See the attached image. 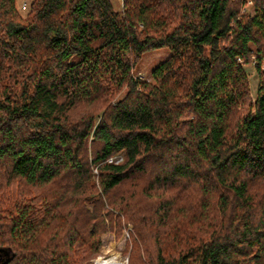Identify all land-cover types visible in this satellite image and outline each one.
Listing matches in <instances>:
<instances>
[{
	"label": "trees",
	"instance_id": "16d2710c",
	"mask_svg": "<svg viewBox=\"0 0 264 264\" xmlns=\"http://www.w3.org/2000/svg\"><path fill=\"white\" fill-rule=\"evenodd\" d=\"M251 1L253 15L247 0H32L22 16L0 0L4 264H87L105 217L133 224L130 264H264V0ZM161 47L151 80L135 76Z\"/></svg>",
	"mask_w": 264,
	"mask_h": 264
},
{
	"label": "rangeland",
	"instance_id": "374dc122",
	"mask_svg": "<svg viewBox=\"0 0 264 264\" xmlns=\"http://www.w3.org/2000/svg\"><path fill=\"white\" fill-rule=\"evenodd\" d=\"M31 2L32 0H18L17 7L19 13L22 16H26L28 13ZM112 2L117 10L122 11L123 0H112ZM242 11H246L252 15L254 14V8L251 0H247V4L242 8ZM170 54V47H161L146 51L134 71L135 76L150 81L151 71L165 59H167ZM262 64L264 66V60ZM246 71L248 73L250 84V97L252 100H255L259 85V75L255 68V59H253L251 63L246 64ZM91 180L100 191L99 174L96 171V168L93 169ZM144 198L146 201V197ZM158 199L159 198L156 197H150L149 201L154 203ZM89 207L93 208V205L90 204ZM64 209H67L66 214H69L73 208L69 206L68 208ZM105 220L108 228L105 230H100V244L98 246V252H96V254L88 261L87 264H95L98 260L105 261L112 257L115 258L118 264H130L129 258L132 249L131 235L134 229L133 224L128 222L125 223L124 221L123 228L121 231H119L116 223L110 224L109 217H105Z\"/></svg>",
	"mask_w": 264,
	"mask_h": 264
},
{
	"label": "bare ground",
	"instance_id": "6f19581e",
	"mask_svg": "<svg viewBox=\"0 0 264 264\" xmlns=\"http://www.w3.org/2000/svg\"><path fill=\"white\" fill-rule=\"evenodd\" d=\"M95 264H118V263L115 260V258L112 257L105 261L98 260Z\"/></svg>",
	"mask_w": 264,
	"mask_h": 264
},
{
	"label": "water",
	"instance_id": "95a60500",
	"mask_svg": "<svg viewBox=\"0 0 264 264\" xmlns=\"http://www.w3.org/2000/svg\"><path fill=\"white\" fill-rule=\"evenodd\" d=\"M1 259H2V257L0 256V264H4L5 262H2Z\"/></svg>",
	"mask_w": 264,
	"mask_h": 264
},
{
	"label": "built area",
	"instance_id": "2783aa9c",
	"mask_svg": "<svg viewBox=\"0 0 264 264\" xmlns=\"http://www.w3.org/2000/svg\"><path fill=\"white\" fill-rule=\"evenodd\" d=\"M114 158H111L110 161H113ZM118 160H121V159H118ZM96 171L98 172V170L96 169Z\"/></svg>",
	"mask_w": 264,
	"mask_h": 264
}]
</instances>
